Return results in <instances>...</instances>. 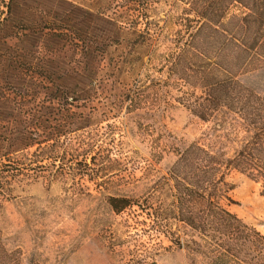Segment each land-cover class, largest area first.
<instances>
[{"label":"rangeland","instance_id":"1","mask_svg":"<svg viewBox=\"0 0 264 264\" xmlns=\"http://www.w3.org/2000/svg\"><path fill=\"white\" fill-rule=\"evenodd\" d=\"M17 12L41 28L31 35L32 80L0 58V146L12 161L0 173V238L19 264H261L238 232L231 240L174 214L166 177L179 154L198 142L230 158L247 135L232 115L201 120L177 101L186 88L168 60L193 32L188 4L21 0ZM44 22L62 26L59 36L76 31L78 46L43 37ZM241 81L264 95V67ZM226 180L231 201L221 204L264 235L260 183L234 169ZM110 198L131 204L115 212Z\"/></svg>","mask_w":264,"mask_h":264},{"label":"trees","instance_id":"2","mask_svg":"<svg viewBox=\"0 0 264 264\" xmlns=\"http://www.w3.org/2000/svg\"><path fill=\"white\" fill-rule=\"evenodd\" d=\"M19 1L4 2L6 16L0 20V58L6 66L16 67L19 73L27 74L32 80L34 48L31 35L41 28L30 20L19 19ZM182 1L192 11L195 25L189 38L176 44L168 60V70L177 75L186 88L181 90L177 101L201 120L207 121L220 112L232 115L243 124L247 135L230 158L198 142L191 143L179 154L166 177L172 191L174 214H193V220H188L193 228L204 230L208 225L215 232L221 228L231 240L238 232L242 245L254 244L264 264V235L221 204L222 199L231 201L227 194L232 187L226 177L232 169L260 183L264 196V95L241 81V76L264 67V0ZM233 6L242 9V13L228 15ZM42 27L48 31L43 30V37H58L54 42L58 47L63 40L67 45L78 46L80 37L76 31L69 28L70 34L59 36L55 33L62 26L44 22ZM43 46L46 49V43ZM56 51L50 50V55ZM135 92L136 89L132 95L126 94L125 100L133 103ZM68 100L75 98L69 96ZM5 141L12 147L18 138L12 133ZM4 149L0 146V173L9 172L12 165L10 159L2 162L3 156L11 153L3 152ZM130 204L128 198L109 200L115 212H121ZM213 239L220 246V239ZM17 259L5 249L0 238V264H19Z\"/></svg>","mask_w":264,"mask_h":264}]
</instances>
